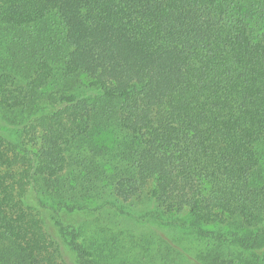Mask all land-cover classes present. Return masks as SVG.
<instances>
[{
  "label": "trees",
  "instance_id": "obj_1",
  "mask_svg": "<svg viewBox=\"0 0 264 264\" xmlns=\"http://www.w3.org/2000/svg\"><path fill=\"white\" fill-rule=\"evenodd\" d=\"M61 243L264 264V0H0V264Z\"/></svg>",
  "mask_w": 264,
  "mask_h": 264
},
{
  "label": "rangeland",
  "instance_id": "obj_2",
  "mask_svg": "<svg viewBox=\"0 0 264 264\" xmlns=\"http://www.w3.org/2000/svg\"><path fill=\"white\" fill-rule=\"evenodd\" d=\"M46 218V217H45ZM46 221H47V219H46ZM82 220H80V222H81ZM48 226V225H47ZM49 227V226H48ZM55 232V231H54ZM62 244V243H61ZM61 247H62V251H63V256H64V260L66 261V262H68V264H75V261H74V257H73V255H72V253L70 254V256H69V253H68V251H67V249H65L66 248V246L65 245H61Z\"/></svg>",
  "mask_w": 264,
  "mask_h": 264
}]
</instances>
